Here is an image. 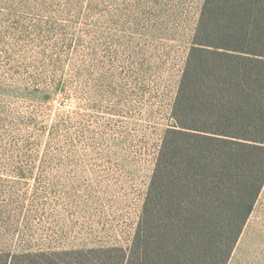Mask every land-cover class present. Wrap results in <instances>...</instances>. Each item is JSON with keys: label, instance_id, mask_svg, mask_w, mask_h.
<instances>
[{"label": "rangeland", "instance_id": "374dc122", "mask_svg": "<svg viewBox=\"0 0 264 264\" xmlns=\"http://www.w3.org/2000/svg\"><path fill=\"white\" fill-rule=\"evenodd\" d=\"M64 1L0 17V264L131 244L203 3Z\"/></svg>", "mask_w": 264, "mask_h": 264}, {"label": "trees", "instance_id": "16d2710c", "mask_svg": "<svg viewBox=\"0 0 264 264\" xmlns=\"http://www.w3.org/2000/svg\"><path fill=\"white\" fill-rule=\"evenodd\" d=\"M86 1L65 0L64 15L79 16ZM32 2L0 0V17L40 12ZM189 44L131 244L85 250L81 264H227L232 255L264 185V0H203ZM55 253L5 254L2 264H56Z\"/></svg>", "mask_w": 264, "mask_h": 264}, {"label": "crops", "instance_id": "0c3cea01", "mask_svg": "<svg viewBox=\"0 0 264 264\" xmlns=\"http://www.w3.org/2000/svg\"><path fill=\"white\" fill-rule=\"evenodd\" d=\"M227 264H264V202L253 204Z\"/></svg>", "mask_w": 264, "mask_h": 264}]
</instances>
